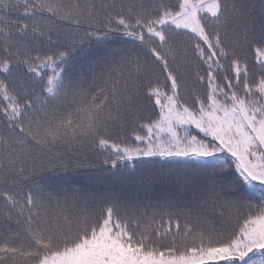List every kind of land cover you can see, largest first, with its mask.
I'll return each mask as SVG.
<instances>
[{"label": "snow or ice", "instance_id": "1", "mask_svg": "<svg viewBox=\"0 0 264 264\" xmlns=\"http://www.w3.org/2000/svg\"><path fill=\"white\" fill-rule=\"evenodd\" d=\"M0 264H264V0H0Z\"/></svg>", "mask_w": 264, "mask_h": 264}]
</instances>
